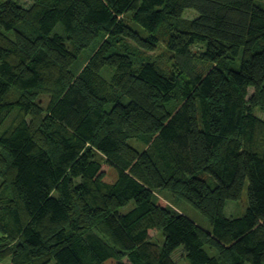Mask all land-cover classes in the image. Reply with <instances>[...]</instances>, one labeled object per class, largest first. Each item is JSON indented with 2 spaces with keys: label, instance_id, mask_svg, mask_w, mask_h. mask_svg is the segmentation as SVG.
<instances>
[{
  "label": "trees",
  "instance_id": "obj_1",
  "mask_svg": "<svg viewBox=\"0 0 264 264\" xmlns=\"http://www.w3.org/2000/svg\"><path fill=\"white\" fill-rule=\"evenodd\" d=\"M263 1L0 0V264H264Z\"/></svg>",
  "mask_w": 264,
  "mask_h": 264
},
{
  "label": "rangeland",
  "instance_id": "obj_2",
  "mask_svg": "<svg viewBox=\"0 0 264 264\" xmlns=\"http://www.w3.org/2000/svg\"><path fill=\"white\" fill-rule=\"evenodd\" d=\"M31 3V0H24L23 4L26 6H29ZM262 6L264 7V1L261 2ZM199 16L198 12L195 10H187L184 14V18L193 20L196 19ZM127 22L130 23L134 28H137L140 31H143L142 27L140 25H137L136 23H133L131 18L127 16L126 18ZM167 48L165 45H161V48L159 51L155 53H149L148 56L152 57L153 59L162 57L163 55H166ZM240 64V63H239ZM259 116H261L264 119V114L262 112H258ZM131 144H133L135 147L137 144L135 141H131ZM1 184V180H0ZM159 197H162L166 199L168 204L175 208L177 211L186 214L189 216L192 220L200 224L205 229H211L210 222L207 220L205 216L201 214L200 211H198L196 208H194L191 204L184 200H180L174 195L168 191L159 192ZM249 202H248V186L246 187L243 196L240 200H230L227 202V206L225 208V216L227 218H238L245 214L247 208H248ZM132 206V205H131ZM130 207H124L121 209L122 213H126ZM155 240L159 241L160 243H163V233H160L155 236ZM173 258L178 264H191L188 259L186 258V252L183 247L179 248L173 255ZM3 264H11L10 260L5 261Z\"/></svg>",
  "mask_w": 264,
  "mask_h": 264
}]
</instances>
